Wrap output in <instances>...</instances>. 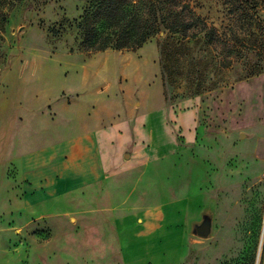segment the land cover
Masks as SVG:
<instances>
[{
	"label": "rangeland",
	"instance_id": "obj_1",
	"mask_svg": "<svg viewBox=\"0 0 264 264\" xmlns=\"http://www.w3.org/2000/svg\"><path fill=\"white\" fill-rule=\"evenodd\" d=\"M181 2L213 36L161 27L134 50L85 52L96 3L0 0V264H175L178 249L182 264H264V0ZM156 110L175 150L158 130L152 158L129 152L98 182L56 189L52 161L23 163ZM142 212L164 220L131 231L145 261H122L116 220Z\"/></svg>",
	"mask_w": 264,
	"mask_h": 264
},
{
	"label": "crops",
	"instance_id": "obj_2",
	"mask_svg": "<svg viewBox=\"0 0 264 264\" xmlns=\"http://www.w3.org/2000/svg\"><path fill=\"white\" fill-rule=\"evenodd\" d=\"M165 116L164 110H156L140 120L136 127L131 128L126 123H119L112 124V127L90 130L59 145H52L39 153L26 155L23 163L29 168L34 161L41 163L52 161L51 165L54 169L51 173H54L57 178V181H54L56 189L62 190L95 183L104 177L111 166L112 168L115 166L120 156L136 152L138 156L150 158L151 153H155L160 148L156 141L158 130L166 137L168 136L169 141L174 145V151L173 129L167 124ZM178 124L183 126L180 121ZM27 178L35 180L32 175H28ZM141 214H143L142 217L141 215H127L116 220L115 224L117 228H120L119 242L122 261L131 263L145 261L149 251L145 250L144 255H138L135 247L147 246L149 243L143 242L141 238H133L130 235L131 231L133 232L134 228V230L141 229L148 223L157 225L160 218L164 220L162 216L154 217L148 212ZM178 238L179 241L182 240V233L178 235ZM180 253L181 250L178 249L175 254V264H182Z\"/></svg>",
	"mask_w": 264,
	"mask_h": 264
},
{
	"label": "trees",
	"instance_id": "obj_3",
	"mask_svg": "<svg viewBox=\"0 0 264 264\" xmlns=\"http://www.w3.org/2000/svg\"><path fill=\"white\" fill-rule=\"evenodd\" d=\"M92 13L86 12L78 23L80 48L85 52L106 49L134 50L161 27L173 34L187 35L191 30L213 36V30L196 17L181 0H91ZM161 5L178 6L172 17L158 15ZM193 35V34H191Z\"/></svg>",
	"mask_w": 264,
	"mask_h": 264
},
{
	"label": "water",
	"instance_id": "obj_4",
	"mask_svg": "<svg viewBox=\"0 0 264 264\" xmlns=\"http://www.w3.org/2000/svg\"><path fill=\"white\" fill-rule=\"evenodd\" d=\"M127 157V155H125ZM211 229V222L209 218H203L202 222L194 226L193 233L202 238H206Z\"/></svg>",
	"mask_w": 264,
	"mask_h": 264
}]
</instances>
